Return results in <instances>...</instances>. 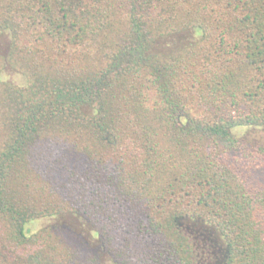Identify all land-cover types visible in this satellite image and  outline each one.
I'll return each mask as SVG.
<instances>
[{
  "label": "trees",
  "instance_id": "1",
  "mask_svg": "<svg viewBox=\"0 0 264 264\" xmlns=\"http://www.w3.org/2000/svg\"><path fill=\"white\" fill-rule=\"evenodd\" d=\"M4 38L0 264H264V0H0Z\"/></svg>",
  "mask_w": 264,
  "mask_h": 264
},
{
  "label": "rangeland",
  "instance_id": "2",
  "mask_svg": "<svg viewBox=\"0 0 264 264\" xmlns=\"http://www.w3.org/2000/svg\"><path fill=\"white\" fill-rule=\"evenodd\" d=\"M4 48L6 49V39L5 38H4V41L0 42V49L3 50ZM9 70H11V69H7L6 74L10 75L11 78H13L15 73H14V71H9ZM250 136L258 137V138H260L262 140V142H264V131L252 132V133H250ZM78 225H80V224H78ZM86 227L87 226H85V228ZM102 261H103L104 264H112L111 259L108 256H106V255L103 256Z\"/></svg>",
  "mask_w": 264,
  "mask_h": 264
}]
</instances>
